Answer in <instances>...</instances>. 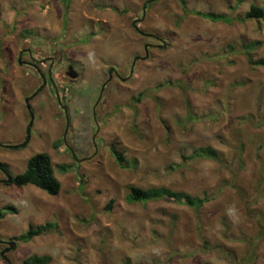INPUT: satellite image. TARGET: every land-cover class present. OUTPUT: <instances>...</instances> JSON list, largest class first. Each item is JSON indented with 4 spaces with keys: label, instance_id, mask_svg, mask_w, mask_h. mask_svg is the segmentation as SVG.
Wrapping results in <instances>:
<instances>
[{
    "label": "rangeland",
    "instance_id": "obj_1",
    "mask_svg": "<svg viewBox=\"0 0 264 264\" xmlns=\"http://www.w3.org/2000/svg\"><path fill=\"white\" fill-rule=\"evenodd\" d=\"M251 5L264 0H186L188 13L179 0H0V241L17 243L11 264H264V66L242 54L258 41L264 59V21L243 20ZM41 74L52 86L31 113ZM31 124L27 147L11 149ZM207 146L221 162L192 159ZM42 152L58 196L1 182ZM132 187L209 202L130 203ZM48 223L58 229L18 239Z\"/></svg>",
    "mask_w": 264,
    "mask_h": 264
},
{
    "label": "trees",
    "instance_id": "obj_2",
    "mask_svg": "<svg viewBox=\"0 0 264 264\" xmlns=\"http://www.w3.org/2000/svg\"><path fill=\"white\" fill-rule=\"evenodd\" d=\"M65 2L68 3V0L65 1L63 0V4L66 6ZM179 2L183 7L184 11L188 13L189 10L186 6V0H179ZM196 14L212 22H221L227 24L233 22L231 17L223 14H218L215 12H196ZM243 20L264 21V9L260 6L251 5L250 9L246 12ZM133 26L137 32L142 33V31L136 26V24H134ZM261 47H262V43L258 41H254L244 45L242 54H244L248 58L250 65L256 67L264 66V59L255 60L253 55V52L259 50ZM42 89H40V91ZM30 139H31V133H29L27 141L25 143L21 145L13 146L11 147V149L21 150L26 148ZM115 156L118 162L122 161V156L120 154L115 153ZM200 158H207L216 162H221L219 152L210 146L200 147L193 152L192 159H200ZM5 168H6L5 165L0 163V169L6 170ZM68 169L69 167H67L66 165L61 166V170L63 172L68 171ZM11 184L19 188L32 185L51 196H58L62 189L61 182L59 181V179L55 174L52 158L46 152L37 153L33 155L28 160L27 168L25 169V171L13 177V182ZM172 199L183 201L185 205L196 210L202 208L204 204L209 202L208 198L193 197L187 193L172 191L164 187L151 188V189L132 187L131 192L128 195L127 201L130 203H147L151 201L153 202V201L172 200ZM112 206H113V201L109 203L107 209L110 211ZM9 208L11 210V207H7V209ZM4 215L5 213H3V216ZM53 229H58V225L48 223L36 227L30 226L29 230L25 234L18 237V239L22 242L28 243L31 240H33L35 237L40 236L42 234H47ZM252 257L253 256H251V258ZM48 262H50V257L48 256L41 257V256L33 255L27 258L24 261V264H47Z\"/></svg>",
    "mask_w": 264,
    "mask_h": 264
},
{
    "label": "crops",
    "instance_id": "obj_3",
    "mask_svg": "<svg viewBox=\"0 0 264 264\" xmlns=\"http://www.w3.org/2000/svg\"><path fill=\"white\" fill-rule=\"evenodd\" d=\"M58 69L59 68H56L55 70H49V78H50V81H53V84H54V86L53 87H57V84L55 85V83L56 82H58ZM15 75L17 76L18 75V70L16 71V73H15ZM43 77H44V79L46 80L45 81V84L42 86L43 87V90L40 92V93H38V90H39V88H38V90H36V92H33L32 94H31V96L30 97H26V98H28V101H26V103H27V105L28 106H30V108H31V113L33 112V110L32 109H34V106L38 109V110H41V108L39 107V106H37L36 105V103H37V101H38V99H40V97H45L46 95H44L43 93H44V91L46 90V89H48V88H51V82H49L48 81V79L46 78V76L44 75V74H41ZM56 77V81H55V79H54V77ZM48 87V88H47ZM58 88V87H57ZM57 91V90H56ZM58 100L59 101H61L62 99H61V97H60V92H59V89H58ZM24 96H26L25 94H24ZM36 97H37V100L35 101V99H36ZM60 98V99H59ZM42 99V98H41ZM40 99V100H41ZM43 100H44V98H43ZM34 101H35V105H34ZM65 102V101H64ZM32 105V106H31ZM30 113V114H31ZM45 113H48V111H45ZM50 114H52V111H51V113ZM56 115V114H55ZM50 119V121H51V125H50V128L49 129H58V125L59 124H62V125H64V122H63V119L61 120V121H57L56 119H55V121H54V118H49ZM60 122V123H59ZM66 124V123H65ZM32 125V124H31ZM33 126V125H32ZM33 128V127H32ZM28 129V128H27Z\"/></svg>",
    "mask_w": 264,
    "mask_h": 264
},
{
    "label": "water",
    "instance_id": "obj_4",
    "mask_svg": "<svg viewBox=\"0 0 264 264\" xmlns=\"http://www.w3.org/2000/svg\"><path fill=\"white\" fill-rule=\"evenodd\" d=\"M70 77L72 78H76L77 75L76 74H73V73H69ZM3 183L4 182H7L8 184H11L13 182V178L8 176L7 180L6 181H2ZM3 213L1 212L0 210V217H2ZM1 242V241H0ZM7 245H8V248H6L5 250H3L1 253H0V256L1 258H3L5 261L8 262V264H11V261L8 259L7 257V254L11 251V250H14L16 249L17 247V243L15 242H7Z\"/></svg>",
    "mask_w": 264,
    "mask_h": 264
},
{
    "label": "flooded vegetation",
    "instance_id": "obj_5",
    "mask_svg": "<svg viewBox=\"0 0 264 264\" xmlns=\"http://www.w3.org/2000/svg\"><path fill=\"white\" fill-rule=\"evenodd\" d=\"M69 72H71V70L68 69V71H67V75H68ZM68 76H69V75H68ZM31 130H32V125H29V126H28V135H29V133H31ZM1 182H2V181H1ZM2 213H3V212H2ZM2 216H3V215H2ZM0 245H1V246H5V245H7V242H5V240H3V241L1 240ZM4 250H5V249H4ZM6 262H7V261H6ZM7 263H8V262H7Z\"/></svg>",
    "mask_w": 264,
    "mask_h": 264
},
{
    "label": "bare ground",
    "instance_id": "obj_6",
    "mask_svg": "<svg viewBox=\"0 0 264 264\" xmlns=\"http://www.w3.org/2000/svg\"><path fill=\"white\" fill-rule=\"evenodd\" d=\"M69 73H73V74H75L74 71H72V70H71V72H69ZM69 73H68V75H69ZM76 75H77V74H76ZM69 76H70V75H69ZM77 77H78V76H77ZM77 77H76V78H77Z\"/></svg>",
    "mask_w": 264,
    "mask_h": 264
}]
</instances>
